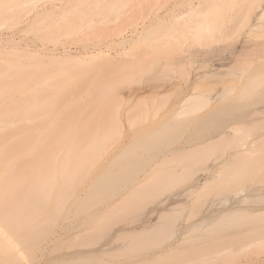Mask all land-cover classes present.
<instances>
[{
  "label": "bare ground",
  "instance_id": "6f19581e",
  "mask_svg": "<svg viewBox=\"0 0 264 264\" xmlns=\"http://www.w3.org/2000/svg\"><path fill=\"white\" fill-rule=\"evenodd\" d=\"M170 1L174 4L167 6ZM39 2L0 0V26L24 22V33L50 39L73 34L77 39H120V50L110 55L96 47L82 57L67 51L65 56L52 54L54 60L94 62L80 72L84 79L74 73L55 80L44 63L32 62L40 58L35 50L0 37V252L23 259L35 244L23 248L12 231L26 226L25 243L56 225L64 210L82 224L130 211L175 181L193 179V167L203 165L179 194L186 200L152 211V219L121 229L116 239L138 238L134 246L144 247L175 235L174 245L150 258L163 263L172 258L167 255L203 244L187 245L185 240L204 223L221 231L239 228L174 264H264V204L243 206L252 197L264 201V0ZM207 37L219 44L203 46L200 40ZM164 67L177 73L165 85L178 91L175 110L122 144L92 175L84 195L71 200L101 150L115 134L125 133L124 120L132 127L138 107L134 102L140 91L149 93L156 74L145 78V86H119L135 80L137 71ZM106 107L116 108L108 115ZM175 142L178 146L172 147ZM226 149L232 151L212 157ZM249 180L251 192L230 208L213 209L198 222L175 227L183 204L196 208L203 195L235 190ZM97 205L102 207L90 211ZM43 215L46 222L36 232L29 223ZM113 247L111 241L98 252ZM64 258L68 264H94L98 256L79 252ZM43 264H50L48 258Z\"/></svg>",
  "mask_w": 264,
  "mask_h": 264
},
{
  "label": "rangeland",
  "instance_id": "374dc122",
  "mask_svg": "<svg viewBox=\"0 0 264 264\" xmlns=\"http://www.w3.org/2000/svg\"><path fill=\"white\" fill-rule=\"evenodd\" d=\"M41 1L43 0H40L39 3H41ZM173 4L174 1H170L168 2L167 6ZM161 12L162 11H160V13ZM23 24L24 22L21 24L7 23L0 26V37L2 39L3 37L14 38L16 41H19L22 46L27 44L26 46H28L29 49L35 50L40 55V58L33 60L32 62L38 61L44 63L45 68L50 71V73L55 74V80L67 79V77L69 78V76L73 75L74 73H79L77 74L78 77L84 79L85 75L83 78V75H81L82 71L93 65L94 62L78 61L71 58L54 60L50 58V55L52 54L65 56L64 51H67L72 56L82 57L86 52H89L96 47L103 48L105 50L107 49V53L110 55H113L120 50L118 46L120 39H115V41H111L109 39L99 41L96 38L77 39V35L74 34L67 36L62 35L57 39H50L44 36L40 37L32 32L24 33L25 31L23 32L20 30ZM142 27L143 26L137 28L142 29ZM126 35L127 37H130L129 30ZM200 43L205 47L219 44V42H215L209 37L201 39ZM97 61H99V59L95 60V62ZM138 72L139 71H137L135 75V80L129 83H123L119 86V88L126 86L138 88L145 86L147 83L145 82V78L156 74L154 79L149 82L152 85V89L149 90V93H151L149 94L148 92L142 91L139 92V95L134 102V104L138 102V107L133 111V113L136 114V120L134 124L132 127H130L126 119L124 120L125 123L123 125L126 129L125 133H122L121 135L115 134L113 139L109 141V144L104 147V150H101V153L98 159L92 165V169L87 175L86 180L74 189L71 200L77 196L84 195L86 186L89 184L92 175L108 162L107 160L114 152H118L120 150L122 144L127 142L132 136L138 135V133L141 131L153 128L161 118L170 115L175 110L178 91L170 86L165 87V85L168 82L167 78L169 75H176L177 73L174 72L173 69L168 70L165 67L164 69L162 68L161 71L156 70L150 72ZM189 77L194 78V73H192L191 69ZM148 94L150 96H148ZM68 108L73 109L72 106ZM68 108H66V110H69ZM115 108L106 107L104 108L105 112H103H108V115H110V113L112 114V112L115 111ZM124 109V106H120L118 111L123 112ZM168 111L170 112L168 113ZM126 132L131 133L128 134ZM124 134L127 135L125 136ZM178 144L179 142H175L172 147L178 146ZM231 151V149H226V151L222 152L218 151L212 155V157L221 155L223 152L228 154ZM170 163L175 165V162ZM170 163L163 166L167 167L170 165ZM202 168L203 165L194 166L192 170L194 173L193 179H182L175 181L166 189L163 188L162 192L160 190V192L158 191L159 193L144 198L130 211H124L116 215L113 214L114 216H103L101 219L87 221L86 223L82 224L79 221H74V219L68 217L67 210H64L57 220L56 225L48 228V230H46L40 236L31 235L32 238H29L28 241H25V243L22 242L21 237L27 236L28 234V231L25 230L26 226L20 230L12 231L13 237L21 242L20 246L27 248L29 243L33 242L35 244V250L33 253L27 255L23 259H18L17 257L11 256L9 257L4 252H0V264H43L47 258L50 264H68L69 261L67 259H60V257L63 255L69 256L79 252L96 253L98 258L94 260V264H169L171 260H177L183 255L190 253L194 249L204 247L207 242H214L223 238L227 239L229 236H226V234L232 232L236 233L239 231V228H230L221 231L222 229L214 228V226L208 227L206 223H204L203 225H200L199 227L192 230L185 240V244L187 245H191L194 241H202L203 244H198L195 246V248H191V250H187V252L184 253H173L170 256L167 255V257L172 258L163 263L158 262L156 259L150 258L155 254L161 253L167 246L174 245L177 240L175 235L169 236L162 241L148 244L144 247L134 246L135 241L138 238L119 236L116 239V235L121 229L136 228L145 224L149 219H152L154 217V214H151L152 211L165 206L169 207L174 205L176 202L186 200L184 196H180L179 194L188 189V187L193 183L194 179L203 171ZM253 186V180H249L246 182V184L235 190L226 191L225 193L219 195H214L213 193L205 194L196 203V208L191 207L188 204H183V206L176 213V220L174 223L175 227L184 222H187L188 224L198 222L202 217L207 216L208 213L213 209L223 210L230 208L234 205V202L237 200V198L242 197L243 195L245 196L246 193L251 192L250 190ZM241 188L245 189L244 194L235 195V192L239 191ZM56 203L57 200L51 198V204L55 205ZM248 204L257 207L258 204H264V201H259V199L252 197L248 202L244 203L243 206H247ZM101 207L102 206L97 205L90 211L100 209ZM87 213L88 212L84 213L82 217L87 215ZM44 217L45 215L29 223L31 224L30 228L33 227L35 228L36 232H38V229L40 228L38 224L46 222ZM244 227L247 228L248 226L245 225ZM217 232L219 234L215 235ZM207 233H210V235L206 236ZM111 241L113 242L114 247L109 250L110 252H98ZM44 247H48L49 250L43 253L42 249ZM171 264H174V261Z\"/></svg>",
  "mask_w": 264,
  "mask_h": 264
}]
</instances>
